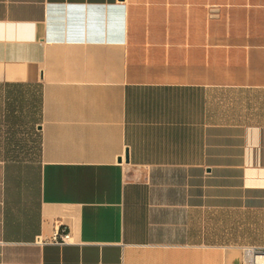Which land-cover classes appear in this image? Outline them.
<instances>
[{"label": "crops", "instance_id": "0c3cea01", "mask_svg": "<svg viewBox=\"0 0 264 264\" xmlns=\"http://www.w3.org/2000/svg\"><path fill=\"white\" fill-rule=\"evenodd\" d=\"M58 229L71 242H35ZM250 247L264 0H0V264H244Z\"/></svg>", "mask_w": 264, "mask_h": 264}, {"label": "built area", "instance_id": "2783aa9c", "mask_svg": "<svg viewBox=\"0 0 264 264\" xmlns=\"http://www.w3.org/2000/svg\"><path fill=\"white\" fill-rule=\"evenodd\" d=\"M71 232L68 230L58 229L49 238L36 239V243L44 244L47 242L65 244L71 242ZM244 264H264V247H250L246 249Z\"/></svg>", "mask_w": 264, "mask_h": 264}, {"label": "water", "instance_id": "95a60500", "mask_svg": "<svg viewBox=\"0 0 264 264\" xmlns=\"http://www.w3.org/2000/svg\"><path fill=\"white\" fill-rule=\"evenodd\" d=\"M126 159H128V156L126 155Z\"/></svg>", "mask_w": 264, "mask_h": 264}]
</instances>
